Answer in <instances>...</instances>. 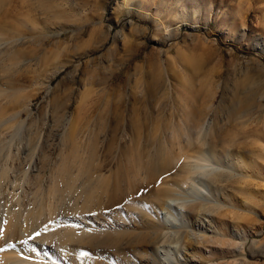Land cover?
Masks as SVG:
<instances>
[{"label":"rangeland","instance_id":"1","mask_svg":"<svg viewBox=\"0 0 264 264\" xmlns=\"http://www.w3.org/2000/svg\"><path fill=\"white\" fill-rule=\"evenodd\" d=\"M1 90L0 106L17 96L0 117V223L27 179L49 187L72 144H95L112 183L161 151L160 181L126 179L121 207L50 227L160 234L90 264H264V0H0ZM49 249L29 264L74 263Z\"/></svg>","mask_w":264,"mask_h":264},{"label":"bare ground","instance_id":"2","mask_svg":"<svg viewBox=\"0 0 264 264\" xmlns=\"http://www.w3.org/2000/svg\"><path fill=\"white\" fill-rule=\"evenodd\" d=\"M2 91L3 90L0 91V99L6 93V92H2ZM16 96H17V92H14L9 97L6 96L5 97L6 100H8L7 98L10 99L9 101H5L7 103V105H9V103L10 104L13 103L14 102L13 100H14V98H16ZM7 105L5 104V105L0 106V117L4 116V114L6 112H8L7 111L8 110ZM5 106H7V108H5ZM1 131H3V129ZM1 131H0V136H1V134L4 135V133H1ZM71 133H70V142L74 141L77 137V133L75 130L73 132L71 131ZM72 145H74V146H72ZM72 145H71L72 149L69 146L70 151L69 152L67 151L68 153H66V155L65 154L63 155V158H61V161H60V164L58 165V167H56L54 172H51L52 173L51 184L49 185V187L47 189L45 188L46 190L44 192L40 191V188L43 187L42 184H43V178L44 177L42 174L41 175L43 178L40 176V174L39 175L37 174V176L32 177L31 180L27 179V182H26L27 187L25 189L24 195H22L21 197L19 196L20 197L19 198L18 196L16 197L15 196L16 194H15L14 196L11 197V198H13V200L10 198L13 202V204H11V205H13L14 209H12V210L10 209V211L7 212V216L5 218V221L0 223V229L3 230V238L0 239V248H2L6 242H11V241H17L18 242V241L24 239L26 236L32 235L37 231L45 229V226L47 224L49 225V224H51L52 221H56V220H54L55 216L56 217H57V215L61 216L60 214H63V213H69V214L73 215L75 220H77L79 217H80V219L82 218V220L83 219L87 220L88 219L87 216L88 215L91 216L90 213H95V216H96L95 220H96V219H98V217L99 218H100V216L102 217L103 211L106 212V211H109L110 209L114 210L119 205L118 202L124 201L125 197L131 192V191L129 192V190L132 189L131 185L129 184V183H131V177H134V176L140 177L144 173L145 177H147L148 179H153L157 182V180L160 181L162 179V177L165 174H167V172L169 170L168 168L171 166L170 158L168 157L169 156L168 153H166V154H168V156H164L165 153H163L161 151L155 156H151V153H149L148 155H146V160L144 159L145 161L142 158L143 156L140 155V157L136 160V163H135V169L133 171L134 175L132 176L130 174L131 177L129 176V174H128L129 177H125V176L122 177L119 175L117 177H120V178L122 177L123 180L119 179L117 181V179H118L117 178V179H115L117 182L112 183L111 182L112 178H110L111 176L109 177L110 178V181H109L108 177L103 178L101 176L102 174L96 175L97 173L103 172L101 170L102 166H100L101 164L103 165V163H100L97 160L98 150H97V146L95 144L92 146H89L86 151H82V149H81L82 147L77 145V143L72 144ZM69 147H68V149H69ZM79 147H81V148H79ZM203 153L204 152L202 150H200V152L198 151V155H197V156H199L198 160H202V161L208 162V163H210V161L212 159H215L216 158L215 156L218 155L217 153L215 154L214 150H213L214 154L213 153H211V154H205L204 153L203 154ZM85 154L87 156L84 158ZM212 156H214V158H211ZM42 162H44V161H42ZM99 163H100V165H99ZM44 165H46V164H44ZM45 167L46 166H44V168ZM195 169L196 170H198V169L202 170V167L201 168L200 167L195 168ZM100 170L102 172H100ZM9 171H6V169H5L3 171V173L0 174L2 177H4L3 179L0 177L2 179V181H4V179L6 180L8 177H10V176H7L9 174ZM190 171L192 172V170H190ZM191 172H189V175ZM189 175L187 178L190 179L191 177H189ZM6 176H7V178H6ZM136 177H134V178H136ZM23 178H24V175H23L22 179ZM25 178L23 180H25ZM126 179L130 180V181H128L129 183L126 181ZM16 180H18V179H16ZM24 182H23V185H24ZM125 182H127V183H125ZM0 183H3V182H0ZM15 183L21 184V183H18L16 181L15 182L12 181V184H14V188L16 187ZM111 184H113V185H111ZM126 184L130 185V188ZM163 184H165V183H163ZM7 185H9V184H7ZM124 185H126L128 188L126 186H125L126 188L123 187ZM149 185H151V184H149ZM1 186L2 185H0V187ZM19 186H22V184ZM34 187L35 188L40 187V188H38V190L36 191L33 189ZM23 188H21V189H23ZM15 191H14V193H15ZM21 193L23 194V191ZM132 193H133V191H132ZM11 194L13 195V192ZM19 194L20 193H18L17 195H19ZM133 194L135 195V193H133ZM133 194H131V195L133 196ZM160 194H161V192H159L157 201L161 204V207H162V205H165L164 203L167 200L166 197L171 198V196H170L171 193L169 195H164V194L160 195ZM165 198H166V200H165ZM11 200H10V202H11ZM126 200H125V202H126ZM167 203L169 204L167 206L172 207V204L170 202H168V200H167ZM8 204H9V202H8ZM123 204H125V203H123ZM182 206H183V204H182ZM193 206L189 207V209L187 208L186 211L183 208H179L180 214H178V215H181L182 219L184 221H189V219H191L193 217L192 215H193L194 210H197L195 207L196 205H193ZM156 207H158V206H156ZM158 209H160V208H158ZM182 210H184V212ZM101 211H102V213H101ZM175 212H178V210ZM99 213H101V215ZM123 214H124V212H123ZM97 215H100V216L97 217ZM104 216H106V214ZM120 217L122 218V219L119 218L120 220L125 219V218L123 219L122 216H120ZM119 219H118V221H119ZM68 220L63 219V221H65V222ZM75 220H74V222H75ZM86 220H85V222H86ZM92 220H90V221H92ZM60 223H61V218H60ZM93 223H95V221ZM95 224H97V223H95ZM51 225H53V224H51ZM51 225H49V226H51ZM76 226L77 225H73L70 223V224H65L62 228H58L59 226L57 227V225H56L55 227H57L58 229L50 227L48 230L44 231L43 234L41 236H39L37 238V240L35 241V244L38 248L37 252H31L26 247H23L20 245H18L17 248L14 250L0 251V264H12V263L13 264H26L27 262H28L27 264H29V263H31L30 262L31 260L24 259L22 257L23 256H29V257L37 258L39 251H41L42 248L45 247V248L49 249L45 243H51V242H53V244H55L57 246V250H55L54 248L49 249L52 252H54V256H52L53 261H55V262H61L62 261L63 262L65 259H67V257H66L67 254H73L74 257L72 259H73V262L75 264H80L82 262L81 260H83V258L85 261V263H83V264H87L93 260H97L95 258L101 259L104 256L109 255V254L113 255L117 252H119V254H120L121 252H124V251H129V252L134 251L135 252V247H137V246H135L136 244L138 246L140 245V249L148 248L149 244L156 243L158 241V238L160 235L158 233H152L151 231H149V232H146L142 235L135 237V235L132 231L131 232L126 231V229L121 230V229H118V227H117V229H113L112 232L111 231L108 232L107 231V230H109V229H107V228H109V227H107L108 225L106 226L107 227L106 229H105V227H102L100 225V227L103 228L102 231L101 230L95 231V229H97V227H95V226L92 227L91 229H85V231H83V230L77 229L78 227H76ZM80 226H81V224H80ZM91 226H93V225H91ZM112 227H111V229H112ZM82 228H85V227H81V229ZM81 251L90 252L91 255L88 257L80 258L79 253ZM46 254H48V253H46ZM49 255H50V253H49ZM107 259H109V258H107ZM32 261H33V259H32ZM65 261L62 264H64ZM70 263L72 264V262H70ZM91 263H93V262H91ZM100 263H101V260H100ZM101 264H103V263H101Z\"/></svg>","mask_w":264,"mask_h":264},{"label":"snow or ice","instance_id":"3","mask_svg":"<svg viewBox=\"0 0 264 264\" xmlns=\"http://www.w3.org/2000/svg\"><path fill=\"white\" fill-rule=\"evenodd\" d=\"M144 190H141V193L143 192ZM140 193H138L139 195ZM118 208L121 207L120 205L117 206ZM91 215H95V213H91ZM56 223L55 221L53 222V224ZM50 228L49 225H46L45 226V229H42L40 231H37L35 232L34 234L32 235H29V236H26L24 239L20 240V241H11V242H6L4 244V246L2 248H0V251H5V250H14L17 248L18 245L20 246H23V247H26L29 251L31 252H37L38 251V248L35 244V241L37 240V238L39 236H41L43 234L44 231L48 230ZM3 238V230L0 229V239ZM91 253L90 252H87V251H81L79 253V257L80 258H83V257H88L90 256ZM22 258L24 259H29V260H32L34 259V257H29V256H23ZM42 264V262H41Z\"/></svg>","mask_w":264,"mask_h":264}]
</instances>
